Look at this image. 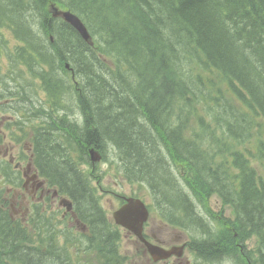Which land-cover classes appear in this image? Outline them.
I'll return each mask as SVG.
<instances>
[{
    "label": "trees",
    "instance_id": "1",
    "mask_svg": "<svg viewBox=\"0 0 264 264\" xmlns=\"http://www.w3.org/2000/svg\"><path fill=\"white\" fill-rule=\"evenodd\" d=\"M53 3L81 17L94 47L54 15ZM3 30L21 43L11 53L6 40L11 70L37 74L45 99L69 104L65 90L75 95L83 126L54 119L36 149L37 165L72 199L89 231L81 237L38 207L21 222L0 186V264H82L89 256L95 264H125L119 228L90 177L76 171L89 164V148L108 157L109 146L118 150L125 177L149 183L156 207L163 198L166 208L184 210L191 193L206 206L217 193L235 206V232L248 219L264 251V179L249 161L264 162V0H0ZM65 63L75 71L76 90L68 87L74 71ZM58 127H69L62 139ZM162 162L190 173L183 179L172 169L170 178ZM200 166L212 173L199 174Z\"/></svg>",
    "mask_w": 264,
    "mask_h": 264
},
{
    "label": "bare ground",
    "instance_id": "2",
    "mask_svg": "<svg viewBox=\"0 0 264 264\" xmlns=\"http://www.w3.org/2000/svg\"><path fill=\"white\" fill-rule=\"evenodd\" d=\"M52 6V5H51ZM183 6V4H182ZM55 16L58 17V15L54 14ZM60 17V16H59ZM11 35L10 32L2 31V33H0V37H1V44H0V71L2 69V60H4V62H8L9 64H11L10 61L7 60V58L12 59V56L9 55L7 56L6 53V40L8 39L7 35ZM9 48L11 50V53L13 51V49L15 48V46L17 44H19V47L21 46L20 42H15L14 39L12 38L9 41ZM87 45V44H86ZM45 47H50V45H46ZM206 51V50H205ZM12 66V64H11ZM10 66V67H11ZM65 69L67 71H70L71 73H73L74 69H72L70 67V65L68 63H65ZM9 67V68H10ZM26 68L23 67L21 69H17L15 70L14 67L10 71L3 77L0 74V98H2V100H5L4 104L6 106H0V108H4L6 107V109L9 108H15L17 107V101L18 100H22V111L25 110H35L34 106L37 105V101L40 100V94L43 95V98H45L46 92L42 91L41 89V80L37 77V74L34 77H30L32 79L35 80V82L31 83H26L23 80L22 74H26ZM75 78V71L74 74L71 76ZM21 78V79H20ZM10 85H13V90L11 91L10 89ZM39 86V88H38ZM47 87H49L47 85ZM40 89V91H39ZM25 90V91H24ZM39 93V95H38ZM63 97H68L71 99L70 102H74V104H72V106L70 105V103L63 109L62 112V116H66V120L67 121H71L72 123H76L78 126H83V115L80 112V109L78 108L76 99H75V95L73 92H70L68 89L65 90V94ZM113 99V98H112ZM114 100V99H113ZM24 106H26V108H24ZM76 108H73L75 107ZM111 107V106H110ZM73 112L75 114H78V116L81 117L82 122L79 123L78 119H72L71 114H73ZM59 130H54L55 134L60 135L61 139L62 137L66 134V130L69 129V127H58ZM79 129H82L83 127H77ZM89 149H93L97 152H99V150L95 149V148H89ZM115 152L113 146H109V151H108V157L113 155ZM194 162H193V166H196V156L193 157ZM163 163V168L166 174L169 175L170 178H174V175L172 172V170L170 169L169 165L170 162H162ZM42 164L43 161H42ZM218 164H221V161L218 162ZM89 165V164H87ZM177 171H180L183 174V179H185V175L186 173H190L189 171H187L185 173V168L184 166L181 165H177ZM217 166V163H216ZM131 169V168H130ZM198 173L201 175H210L212 172L209 171L207 169V167L205 166H200L196 168ZM79 174L80 173H84L83 169H79L76 170ZM219 176H220V180L223 181L225 180V178L220 174L219 172ZM43 177V175H42ZM91 183L94 184V180L90 179ZM126 183H128L129 185H142L145 187L150 188V185L147 181L145 180H134L132 178L131 175H129L128 177H126L125 180ZM211 183V181H210ZM213 195H217L214 196ZM219 196V194L214 193L211 194V196L208 198V203L211 204L212 199L217 198ZM162 198V197H161ZM179 202L182 201L183 203V197H179L178 198ZM204 202L205 200H200L198 198H196L195 194L191 195V199L190 202L187 203L188 208L182 210L180 206L177 207V209H174V207L171 208H166L163 203H164V199H161V204H159L156 207V211L157 213H159V217L163 216V215H167L168 216V223L173 227V228H177L179 231H183L182 227H187L189 228L190 226H192L193 228H195L198 233V237L200 235H202L203 233L206 234V236L210 237V242L212 245L216 246L215 251L212 253L215 256H208L205 254H198L197 258L201 260V262H204V264H215L217 262H219L220 260H222V258H224L225 252L226 251H231L232 253H236L238 252V248H243L245 247L247 250L244 251V253H242L240 256H233L231 259H234L235 261L233 262H226L225 259L226 257L223 259L225 264H264V251L262 249V234L259 230L255 229L254 227H252V225L250 224V221L248 219H245V221L243 222V224L241 226H239L240 230L239 233L235 232V229H233V222L236 220V214L233 216V218L231 219L230 222L227 221V223H223L222 227L218 228L216 230V228L214 229H209L207 230V223L210 221V212L207 208H205L204 206ZM231 210H235V206L234 204L231 206L230 208ZM213 218V215H212ZM225 221V220H224ZM86 227V231H89V226L85 223L84 224ZM225 226H228V231L225 229ZM210 231H214V232H210ZM184 232V231H183ZM226 235V239L223 240L222 236ZM197 237V240H199ZM215 237V238H214ZM251 239H256V241L253 242L254 244V248L256 247V249H250V240ZM232 241V243L229 244V241ZM201 242V244H205V242H203L201 239L199 240ZM222 242L224 244L221 243V247H219L217 244V242ZM219 242V243H220ZM195 246L200 249V243L195 241ZM198 244V246H197ZM246 245V246H245ZM196 249V248H195ZM195 249L193 250V252L195 251ZM220 250V254L222 255L221 259H217L216 258V254L217 251ZM232 255H237V254H232ZM206 257H209V259H207Z\"/></svg>",
    "mask_w": 264,
    "mask_h": 264
},
{
    "label": "rangeland",
    "instance_id": "3",
    "mask_svg": "<svg viewBox=\"0 0 264 264\" xmlns=\"http://www.w3.org/2000/svg\"><path fill=\"white\" fill-rule=\"evenodd\" d=\"M7 36H8V38H11L9 34ZM3 63H4V60H2V64ZM110 67L112 69H114V70L116 69L115 66H113L112 64H110ZM26 71H27L26 72L27 75L26 74H22L23 80L26 83H31L32 84L33 82H35V80L30 78V77H34L35 75L30 73L27 70V68H26ZM10 88H11L10 90L12 91L13 90V85H10ZM38 88H39V86H38ZM39 91H40V89H39ZM41 98H43L42 94H40V99ZM1 100H2V98H0V101ZM1 102H3V103L0 104V106H6L4 104V101H1ZM72 104H74V102H70L71 106H72ZM73 108H76V106L73 107ZM1 109H6V107L0 108V110ZM17 112H19V111H17ZM34 112L36 113V110ZM7 115H10V114H6V116ZM71 117H72V119H78L79 123L82 122L81 117L78 116V114H75L74 112H73V114H71ZM25 121H26L27 124H31L32 125L33 130L35 129L36 126L41 125V122H38L34 118V116H32V115L31 116L25 115ZM1 128L2 127H0V136H1V139H2L4 137V135H5L4 133H5L6 129H4L3 132H2ZM100 137L102 138V141L105 143L107 139L102 137V136H100ZM115 138H116V141H117L116 144H118L119 146H122L121 143L124 144L123 139H120V138H117V137H115ZM11 143H14L13 139L10 138L9 135H7V136H5L2 139V142L0 143V146H2V148L6 149V146H10ZM27 148H28V146H27ZM16 150L18 151L17 148H16ZM105 158H107V157H105ZM107 162H108V160H106L104 162V164L102 165L103 172H104V174H103V182H102L103 186L99 190V196H101V204H102V206L108 212L110 217H112L113 211H115L120 206V202H121L122 197L132 195L133 192H137L138 194H141V197H143L147 201V203H150L149 195L151 193L148 192V190L146 189L145 186L138 185V184H136V186L135 185L131 186L128 183H126L124 180L112 175L109 172V168L106 166ZM252 163L255 165V167H256L255 169L257 170L259 176L264 179V162L255 161V163H254L252 161ZM25 172H26V168L23 165V168H18V169L14 168V170H12V169L6 170L5 171V175L7 176V178L10 181L21 182L22 180H24L26 178L25 175H24ZM1 177H4V172H3V170L0 169V178ZM28 177H30V176H28ZM7 178H6V182L10 183V182H8ZM32 186L33 185L31 184L27 191L21 190V189L13 191L14 194H15V197H14V200H13V205H14L13 206V210H14V213L16 215L20 216V217H25L26 216L27 207L29 206V202L30 203L34 202V199H32V197H34V194H33L34 188ZM218 199L219 198L217 197V198L212 199V201H211L212 207H213L214 211H216V212L219 211V209H220V207H218V204H217L218 203ZM43 204H44V208H50L49 201L46 200V201H44ZM57 204H58V201H57ZM54 208L57 211L58 208H56V207H54ZM54 208L53 207L51 208V212H54ZM230 211H231V209H230ZM30 214L34 215L32 213H30ZM157 214L159 215V213H157ZM228 216H229V219L225 218V220L226 221H231L230 219H232V216H231V214L229 212H228ZM22 221L23 222H27V219L24 218ZM68 223L72 224L70 220L68 221ZM150 223H151L150 225L154 226L156 229L161 230L162 231L161 235L164 236L166 239L168 238L169 240H171V239H174L177 236L175 234L170 233V231L165 229L161 223H157L153 219H151ZM168 229H170V228H168ZM75 230L77 231V235H79L81 237L87 234L85 232L81 233L80 229L78 230V229H76V227H75ZM195 230L196 229L194 228L192 230H187V232L184 231L185 234H187L188 239H189V236H192V235L198 236V233ZM184 232L183 231H179V235L184 234ZM121 238H123L122 241H121V254L123 255V259H124L126 264H154L153 261L149 260L150 256H149L148 252L145 251L144 247L134 237V235H132L128 231H125L124 233L121 234ZM254 241H256V239H251L250 240V243H252V244H250L249 250L250 249H256L257 245L254 248V244H253ZM246 250L247 249L245 247H243V248H238V252H236V253H232L231 252V253L232 254H237L235 256H240ZM184 255H185V258H187V256L190 255V252H188L186 250L184 252ZM224 258H222V260H220L219 262H217L215 264H225L224 261H223ZM231 258L232 257L226 258L225 261L226 262L235 261L234 259H231ZM75 259L78 260V258H75Z\"/></svg>",
    "mask_w": 264,
    "mask_h": 264
},
{
    "label": "water",
    "instance_id": "4",
    "mask_svg": "<svg viewBox=\"0 0 264 264\" xmlns=\"http://www.w3.org/2000/svg\"><path fill=\"white\" fill-rule=\"evenodd\" d=\"M56 15H62L73 26H75L82 34L85 40H90V35L82 25L81 21L73 14L57 12ZM148 213L145 206L138 200H129V204L115 213L117 222L125 227H129L137 235L141 236L142 224L147 219ZM151 253L157 257H165L169 252L162 251L156 247H150ZM165 252V254L163 253Z\"/></svg>",
    "mask_w": 264,
    "mask_h": 264
},
{
    "label": "flooded vegetation",
    "instance_id": "5",
    "mask_svg": "<svg viewBox=\"0 0 264 264\" xmlns=\"http://www.w3.org/2000/svg\"><path fill=\"white\" fill-rule=\"evenodd\" d=\"M48 86H50V84H48ZM1 101H4L5 102V100H1ZM1 101H0V104L3 103ZM24 108H26V106H24ZM9 109L15 110V111H20V110L22 111V100H18L17 101V107H15V108H9ZM169 167H170V165H169ZM170 169L171 170L173 169V170H175L177 172V166L174 165V164L170 167ZM35 175L38 178H43L42 177L43 174H42L41 171H37L35 173ZM214 196H217V195H213V197ZM159 218L163 222V224L166 227V229L170 231V233L177 235L176 236L177 239L174 242H179L182 239V237L179 235V230L177 228H173L168 223V216L167 215H163V216H160ZM211 219H212V215L210 216V220ZM226 223H227V221H226ZM167 227L170 228V229H168ZM225 229L228 231V226H225ZM216 230H217V228H216ZM210 232H214V231H210ZM145 234H146V236L151 241H156V242H159V243H161L163 245H170V244H172L171 242H169V239L168 238H167L168 239L167 240L164 236H157L151 228H147ZM198 239L199 240L201 239L203 242H205V244L204 245L201 244V242L196 239V242L200 243V249L196 248L195 251L191 253L190 259H191V261L194 264H204V262H201V260L197 258V255L200 254V253L201 254L208 255L211 250L213 252L215 251L216 246H214V245L211 244L210 237L206 236L205 233H203L202 235H200L198 237ZM222 239L225 240L226 239V235L223 234ZM197 246H198V244H197ZM220 252H221L220 250L217 251V254H216V258L217 259H221L222 258V255L223 254H220ZM168 264H190V261L183 260V259H175V260H172Z\"/></svg>",
    "mask_w": 264,
    "mask_h": 264
}]
</instances>
